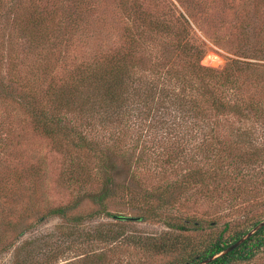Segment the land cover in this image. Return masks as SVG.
Listing matches in <instances>:
<instances>
[{
  "label": "rangeland",
  "instance_id": "374dc122",
  "mask_svg": "<svg viewBox=\"0 0 264 264\" xmlns=\"http://www.w3.org/2000/svg\"><path fill=\"white\" fill-rule=\"evenodd\" d=\"M77 1L80 3L0 0V264H168L176 258V253H151L125 241L128 231L147 235L170 231L163 218L150 216L144 221L118 222L103 213L93 215L97 205L88 199L80 207L70 209L66 217L49 213L74 199L73 187L63 177L73 165L84 167L85 172L93 175L89 191L99 190L98 154L106 148L115 151L111 158L117 166V181L120 185L129 181L137 191H155L153 188L160 189L167 182H178L174 179H182L189 168L202 169L208 176L216 166L214 156L218 155L227 157L226 167L230 163L227 170L236 175V163L230 155L233 152L248 155L253 147H236L235 130L256 129L263 132L264 139V116L240 119L236 113L226 112L219 117L221 126L215 123V117L208 121L202 117L199 127L193 117L183 120L178 113H184L182 107L199 97L191 88L189 93L178 97V103L168 104L170 110L162 113L154 103L155 109H150V105L132 100L121 118L118 115L104 120L101 113L93 114L92 118L72 115L77 128L93 142L92 148L84 151L75 149L73 142H69L76 135L51 138L36 130L29 115L16 102L18 93L33 85L46 89L50 79L60 85L78 65L88 66L117 52H137L138 57L144 56L148 66L153 64L158 70L162 57L163 68L171 65L180 69L187 57L176 49V38L185 27L191 31L193 42L203 45L201 65L221 69L235 60L228 75L237 78L244 91L239 96L232 92L235 88L231 84L218 88L225 95L224 100L248 101L254 95L263 103L264 82L256 85L254 81L255 70L264 69V0ZM123 3L126 10L121 8ZM151 18L167 25L168 35L149 34L145 30L138 33V28L143 29V20ZM31 19L43 22L33 42L21 28ZM132 35L136 42L129 41ZM158 53L161 57L157 60ZM162 122H168L169 126L165 128ZM67 123L71 124L69 120ZM214 134L220 142L213 143V138H209ZM172 140L192 160L190 164L165 167L163 173L156 161L164 155L162 149H173L168 143ZM141 151L144 162L135 163ZM122 153L126 158L120 156ZM257 165L250 170L241 164L239 181L226 173L222 177L229 187L237 188L242 182L243 191L249 195L241 190H222L223 181L186 184L185 190L175 187L172 191L177 198L167 215L199 220L200 228L186 232L198 244L204 238L209 239V232L222 229L227 221L231 225L225 236L239 230L245 224L235 221L244 215H250L251 219L264 216V162ZM121 193L117 191L107 201L108 211L137 219L138 211L130 207L127 195ZM234 195L240 196L233 200ZM117 222L118 229L124 231L120 239L92 236L97 226L108 227L107 224ZM243 264H264V249Z\"/></svg>",
  "mask_w": 264,
  "mask_h": 264
},
{
  "label": "trees",
  "instance_id": "16d2710c",
  "mask_svg": "<svg viewBox=\"0 0 264 264\" xmlns=\"http://www.w3.org/2000/svg\"><path fill=\"white\" fill-rule=\"evenodd\" d=\"M75 2L80 3L77 0ZM124 7L126 6L123 3L121 8L125 9ZM24 24L21 28L25 31L28 39L31 38V42H33L37 38L36 30L42 26L43 22L31 19L24 22ZM141 26H143V29L138 28V33L141 30L148 31L149 34L153 32L167 34L169 32L168 26L157 19L143 20ZM183 28L182 35L176 38V49L183 53L187 60L180 66V69L171 65L163 68V60L159 53L157 58H155L158 60L161 57L158 63V70L153 64L148 66L144 56L138 57L137 52H117L105 57L100 62H93V64L88 66H85V64L78 65L76 71L60 85L54 79H50L47 82L46 89L42 86L34 87V85L21 89L16 102L29 115L36 130L51 138L60 136L67 139L76 135V139H70L69 142H73L71 144L75 149L80 148L84 151L91 149L93 142L77 128V124L72 121V115L75 118H92L93 114L101 113L104 120H109L111 117L118 115L121 118L126 113L125 109L128 110V101L131 102L132 100H135L134 103L136 104L150 105V109H155L156 107L162 113L164 110H170L168 109V104L178 103V97L184 96L187 91L189 93L188 89L191 88L199 94V97L191 100L188 106L182 107L183 112H188L189 114L178 113L183 120L187 116L193 117L196 120L194 124L199 127L202 117H206L207 121L209 118H216L215 123L221 126L219 117L226 112L236 113L240 119L244 117H252L254 119L263 117L264 100L262 103V100L257 99L254 95L249 96L250 99L248 101L236 99V101L234 100L231 103L228 100H224L225 95L221 94L218 88L227 87L231 84L235 88L232 92H237L239 96L244 91V86H242L241 82L237 78L232 77V75H228L235 60L226 63L221 69L201 65L200 59L204 52L203 45L195 44L191 31L188 28ZM29 32H32V35H29ZM142 33L143 37H146V34ZM130 40L131 43L136 42L134 35L130 36ZM255 71L257 72V80L254 82L258 85V83L264 82V69ZM43 73L46 74V72ZM150 73L153 74L152 77H150ZM256 103L261 105H256ZM70 114L71 118H69ZM67 120L71 124H68ZM162 125L166 128L169 123L162 122ZM262 133H258L256 129L239 130L236 128V139L234 141L235 145H237L236 147L244 145L253 147L248 155L235 152L230 155V159L236 163L238 171L236 175L227 170L230 165L228 163L226 167L225 159L227 157L224 159V157L218 155L214 156L216 166L210 171L208 176H205L202 169L189 168L182 179H174L179 180L178 182H167L160 189H158L159 187L153 188L155 191H137L132 188L129 181L120 185L115 176L117 166L111 158L115 151L111 148L100 149V154H98L100 164L96 167L101 179L100 189L89 191L93 175L85 172L84 167L79 168L78 165H73L69 173L63 178L68 185L73 187L74 199L70 204L52 208L49 213L66 217L70 209L80 207L82 201L88 199L97 205L93 215L103 213L113 217L118 222L144 221L150 216L152 218H163V223L171 229L170 231L167 229V231L158 235L128 231L125 241L151 253L165 255L176 253V258L168 264H200L205 259L216 254L218 255L204 264L247 263L254 259L259 251L264 249V225L249 235L237 247L223 254L219 253L237 241L260 221L264 220V216L251 219L250 215H244L235 223L239 224V222H242L245 225H241L242 228L225 236L231 225V221H227L222 229L209 232V236H207L209 239L204 238L202 243L198 244L197 242H192L191 234L186 232L191 230V228H200L201 222L189 216L181 217L174 214L169 216L166 212L170 209V205L171 207L173 206V202L177 198L175 192L172 191L175 187L185 190L186 184H204V182L208 184L211 180H216L220 184L223 181L224 187L222 190H241L243 194L249 195L243 191L245 184L239 182L237 188L229 187L228 182L224 181L222 177L226 173L230 177H236L239 181L242 178L238 174L242 170L241 164L251 170L257 167V164L261 161L264 162V139H262ZM209 138H213V143L219 140L217 134ZM168 143L172 145L173 149L168 151L162 149L161 152L164 155L156 161L157 165L160 163V172L164 173L166 168H173L172 166H175L176 163H191L190 154H182L183 150L178 149L179 147L174 140ZM120 156L126 158L124 153L120 154ZM134 162H144L143 151L138 152ZM131 175H134V171L131 172ZM230 177L227 178L229 182ZM117 191L122 192L121 195L123 196L127 195L130 207L138 211L137 219L112 215L108 211L107 201L117 194ZM237 196L240 195H234L233 200ZM262 213L264 214V208H262ZM83 218L84 215H81L82 220ZM75 219L79 220L80 217H75ZM118 222L116 225L107 224L108 227H105L106 224L97 226L92 230V236L101 239L110 238V240L120 239L124 231L118 229Z\"/></svg>",
  "mask_w": 264,
  "mask_h": 264
},
{
  "label": "water",
  "instance_id": "95a60500",
  "mask_svg": "<svg viewBox=\"0 0 264 264\" xmlns=\"http://www.w3.org/2000/svg\"><path fill=\"white\" fill-rule=\"evenodd\" d=\"M262 225H264V220L260 221L257 225H255L253 228H251L247 233H245L242 237H240L237 241H235L234 243H232L231 245H229L228 247L223 249L219 254H223V253L228 252L229 250H232L233 248L237 247L241 242H243L249 235H251L254 231H256ZM217 255L218 254L205 259L200 264H204V263L210 261L211 259H213Z\"/></svg>",
  "mask_w": 264,
  "mask_h": 264
}]
</instances>
